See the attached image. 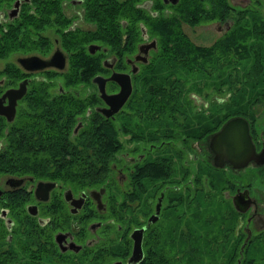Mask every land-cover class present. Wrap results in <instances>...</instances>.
<instances>
[{"label": "trees", "instance_id": "16d2710c", "mask_svg": "<svg viewBox=\"0 0 264 264\" xmlns=\"http://www.w3.org/2000/svg\"><path fill=\"white\" fill-rule=\"evenodd\" d=\"M13 1L0 0V59L14 52L44 55L55 41L65 53L66 64L30 78L13 120L0 123V175L30 176L60 185L41 203L37 214L41 221L24 210L30 195L27 190L5 191L0 205L18 224L16 231L8 232V240L7 229H0L4 262L16 248L23 254L19 264H26L31 255L33 264L61 259L65 254L53 244L52 233L68 228L72 215L62 205L60 189L102 187L104 210H82L77 231L84 236L89 219L103 222L110 218L98 230L104 233L107 227L114 236L98 241L91 253L83 251L87 256L75 254L74 264L123 259L129 251L128 229L141 222L140 215L149 213L158 190L164 191L162 209L168 224L163 238L169 244L160 248L156 224H150L144 254L136 264H235L237 260L238 264H264V225L255 234L250 231L237 251H227L226 243L219 240L225 236L220 229L226 226V213H242L231 204L221 212V202L213 203L221 195L222 183H166L189 178L190 141L204 142L233 115L243 116L249 125L255 102L264 99V17L259 0L244 6L231 5L228 0H178L167 13L154 0L155 14L137 5L141 0H80L78 5L69 0H20L16 14L7 18L5 9ZM64 1L81 6L82 20L92 26L73 24L77 14H66ZM225 18L230 20L228 29L208 45L193 43L180 27L181 22L194 25ZM142 28L154 38L155 46L144 61L136 62L131 91L121 108L113 116H104L92 109L100 100L91 77L108 73L102 64L107 54L115 58L114 69L129 71L125 57L142 40ZM89 44L97 46L89 51ZM19 71L5 61L0 86L14 84L23 75ZM113 85L108 82L106 87L113 89ZM211 93L217 98L211 99ZM192 94L206 98V104H195ZM77 120L81 124L73 132ZM249 134L254 141L250 125ZM209 167L206 170L217 175L219 168L211 163ZM113 171L116 185H122L118 197L117 190L112 191ZM193 174L196 179L212 178L198 166ZM119 175L124 176V183L118 184ZM195 198L203 200V208L213 209L215 228L202 234L192 229L198 221L192 217L199 218L191 203ZM128 201H132L130 210ZM183 219L186 225L180 223ZM246 226L247 222L245 235ZM230 227L227 223L226 231ZM235 236H239L237 230ZM11 261L16 262L15 258Z\"/></svg>", "mask_w": 264, "mask_h": 264}, {"label": "flooded vegetation", "instance_id": "af4514ba", "mask_svg": "<svg viewBox=\"0 0 264 264\" xmlns=\"http://www.w3.org/2000/svg\"><path fill=\"white\" fill-rule=\"evenodd\" d=\"M69 1H71L72 3H74L75 1L76 2H79L80 0H69ZM153 1L154 0H141L140 3L137 2L138 3L137 5H140L144 9H146L147 11H150L151 14H155V11L152 10V8H153ZM159 1L162 3V5H164V7L162 9L163 12L164 13H167L168 10H171L170 6L173 5V4H175L178 0H175L174 2H171V0H159ZM228 2L231 5H238V6L241 5V6H244L248 2V0H228ZM19 3H20V0H19ZM19 3H18V6H19ZM232 3H234V4H232ZM12 4H13V2H12ZM12 4H11L10 7H7L5 9L6 17L7 18H11V17H13L16 14V11H17L18 6H17L15 12H13L10 15L8 13L10 11L11 7H12ZM76 4L78 5L79 3H76ZM68 6H71V5H69L67 3V1H64L63 2V10H64V12L66 14L68 13L66 11V9H67ZM79 8L81 9V6H79ZM76 14H77V16L74 18V21H73V24H75V25H77L75 23V19H81L82 20V18L80 16L81 10H80L79 13L76 12ZM212 21H218L220 23L219 26H215L214 27L215 31H219V35L222 34L225 30H227L228 27H229V25H230V20L228 18H225V19H222V20H212ZM83 22H85V21H83ZM85 23L88 26H84L82 28H90L92 26L91 24H89L87 22H85ZM77 26H79V25H77ZM79 27H81V26H79ZM217 37H215V38H217ZM151 40L154 41V44L152 46H149L148 47L147 52H146V58L148 57L149 50L152 47L155 46V40H154L153 37H149L148 34L146 33L145 29L142 28V40H140L137 43L135 51L133 53H131L129 57H125V62L128 65V68L127 69L129 71L114 69L113 68V64H114L115 58L111 54H107V55H110V61L107 62V60L104 59V57L106 56L105 55L102 58V64L104 66L108 67L109 68V71L106 74H100V73H97V74L98 75H102L103 77H106L112 70H114V71H124V72H128L130 74V79H131V72H130V68H131V64H132L131 62L133 60V56H135L136 54H138V52H137V50H138L137 46L139 44L149 43ZM54 45L56 46V48L60 49L57 46L56 42L53 41V44H52L51 48L48 50V52L46 54H44V55H38V54H35V53H29V54H35V55H38L41 58H47L52 53V51L55 49ZM86 47L89 50V45H87ZM142 49H143V46H141V50ZM62 53L65 55V53L63 51H62ZM29 54H19V53L14 52V53L9 54L6 58L0 59L2 61L1 67L4 65L5 61H11L13 64H15L19 68V70H20L19 73L22 72V74H23L21 76V78H19V79H17L15 81L14 84L0 86V95L6 89H9V88H17L19 82H21L22 80H25L24 90L21 93V95L19 97H17L16 100H15L13 115L11 116L10 119H7L4 114H0V123L1 124L2 123L7 124V122H10V121L13 120V118H14V116L16 114V110H17L18 106H20V104H21L22 97L25 95V93L28 90V86H29L28 81H29V79L30 78H37L39 75L41 76L42 74H38L37 73V72H39L41 70H45L47 68L56 69V68H54L52 66H48V67L46 66V67H42V68H39V69H26V68H24L19 63L18 58L19 57H22V56H27ZM140 54L143 55V53H140ZM137 61H141V59L140 60L139 59L138 60H135L133 63L136 65V62ZM65 64H66V56H65ZM64 67H65V65L63 66V68ZM57 70H60V69H57ZM97 74H94V75H97ZM92 77H91V82L95 86V90L94 91L96 92V94H97V96H98V98L100 100V103L93 104L92 109L98 111L96 109L97 106H105V104L101 100V98L99 97V92H98L96 83H94L92 81ZM2 81H3V79L0 78V85L3 83ZM108 82H112L114 84L113 85V89H109L108 90V88L106 87V85H107ZM59 89L60 88L58 87V90ZM117 89H118V87H117L116 83H114L111 80H106L105 81V83H104V90H105L106 93L114 92ZM49 91H50V89H49ZM6 103H7V97L4 96L1 99V105H6ZM88 111H89V109L86 108L85 112L87 113ZM7 112H8V109H7ZM116 112H114V113H116ZM99 113L102 114L101 112H99ZM114 113L112 115H109V117L110 116H113ZM80 124H81L80 120H77L76 123L74 124V127L72 128L73 132L76 131V129L80 126ZM210 134H209V136H210ZM209 136L204 140V142H203V140L202 141H190V146H192L191 149L193 150V152L192 153H189V161H190V165L193 166V169L190 170L191 171L190 173L188 172L189 178L187 180H185V181L166 182V183H189V184L190 183H248L247 181H245V178H244L246 173H245V171L243 172V170L245 168L251 169L252 170V173H255L257 175H264V139H262V140H259V142L256 141V145L254 144V147H255V150L256 151H259L261 148H263L262 149L263 150V153L259 157L260 158V161H262V162L255 163L254 161H250L245 166L238 167V168L237 167H232L229 163L224 162L220 166H215V167H218L219 168L216 171L218 177L215 178V176H217V175H213L212 176L211 172L206 170L207 167L210 169L209 163L212 164V152H211V150H210V148L208 146V138H209ZM253 143H254V141H253ZM205 147H206V150H204ZM202 154L207 155V158L204 159V160H202L201 158L200 159H197V156L202 155ZM126 158L132 159L131 157H126ZM197 162L200 163L199 168L203 172L208 173L209 174L208 175L209 177L211 175L212 178L208 179V178L205 177V178H202V179H196V176L193 174V172L196 170ZM175 172H178V171L175 170ZM219 173H221V174H219ZM118 177H120L119 179H121V176L120 175ZM122 178L124 179V176ZM37 181L38 180H36V179H34V178L30 177V176H22L21 177V176L9 175V174H2V175H0V191H1L0 192V201L2 200L3 195L6 194L7 190L9 191L11 189H18L20 187H23L25 191L27 190L30 193V195L28 196L29 197L28 201H26L24 203V210L26 211V213H28V211L26 210V207L28 205L35 204L36 205V213L35 214L28 213V214L37 216L39 218V220L41 221L42 218L38 216V215H40V205H41V203L43 201L49 200V194H50L51 190L54 189L55 187H59L60 185L55 184L52 188H50L48 190L46 198L41 199V198L35 196V194L33 192L34 191V187H35V183ZM158 183H164V182H162V180H159ZM118 184H121V183H118ZM236 188L240 189L238 186L235 187V190H236ZM243 188L244 187H242L241 189H243ZM66 189H69L71 191V189L69 187H62L60 189V191H61V197L60 198L62 199V205L66 208L67 212L70 213V215H72L71 220L69 221V227L66 228V229H58V230H55L52 233V241L54 242L53 244H55V247L57 248V250L59 252L65 254V255L61 259L53 258V259L49 260L48 264H74L73 261H75V254L78 253V255H80V256H87L86 254L83 253V251L86 250V253L87 254L88 253H91L92 250L94 249L93 247L97 244L98 241L104 240L105 238L109 239V238H111V237L114 236V235L111 234V232L109 230H106L107 227L104 228V233L103 232H99V230H98V227L100 226V224L101 223L104 224L105 221H110V218L104 219L103 222L100 221V220H98V219H95V218L94 219H89L85 223L84 236H83V234L78 233V231H77V227H78V224H79L78 223V221H79V217L78 216L80 215V213L82 212V210H88L89 212H91L93 209H95L97 212H99V210H104L103 209L104 208V205H103L102 202H101V205L100 206L96 205L95 199L92 196L89 195V191L90 190H86V191H84V190L71 191V194H72V198L73 199H71L72 200L71 201L72 203H69L70 202L69 199H64V197H63V192ZM235 190H234V192H235ZM101 192L99 193V200L100 201H102V199H101ZM160 193H161V198H160V204H159L158 212L155 213L156 217L154 218V220L148 221V219H147L148 216L151 213H154V204H155V201L157 200V197L160 195ZM248 193H249V190H248ZM80 195L82 196V199L81 200H79V196ZM163 197H164V191L163 190H158V193L154 197L153 202L151 204V210L149 211V213H147L145 216L140 215L139 219H140L141 222L138 225H132L128 229V231H127V238L129 239V251H128L127 255H125V257L123 259H117V258H112V257L111 258H108L107 261L104 262L103 264H110V263H112L113 261H116V260L120 261V264H136L138 261H140V259L142 258L143 254H144L143 241L147 240V237H146L147 236V230L149 229V225L150 224H156V232H157V236H158L160 248L163 249L165 246H167L169 244V243H165L164 242V238H163L164 227H165L166 224H168V221H166V213L163 212V209H162V205H163V201H164V198ZM128 204H129V210H130L131 209V205H132V201H128ZM250 206H252V211L250 212V214L248 215V217H246L245 220L248 223L253 218V220H256V222L259 225V220H261V219H260L258 213L255 210V202H254V204H252ZM129 210H128L127 215L130 216L131 213H129L130 212ZM169 215L170 214H168L167 216L169 217ZM16 224H18V222L14 218L11 219L7 215V209L5 207H3V206L0 205V229H2V227H5L7 229V231H6V236H7L6 239L9 236L8 232L10 230H15L16 231V226H17ZM141 225H144V228L142 230V235H141V251H142L141 252V257L136 262H132V261L129 262L127 260V257L130 254V251H131V243H132V238H131L130 234H131L132 228H134V227H140ZM57 232L64 233V235H65V237L60 240V243H58L57 240L54 237L55 233H57ZM87 233H88V235H87ZM70 242H72L73 244L72 245H69ZM174 242H175L174 243V248H177V246H176L177 239H175ZM61 247H64V248H61ZM4 248H5L4 247V244H1L0 245V264H19L18 263L19 262V258L23 254L20 253V251L18 250V248H16L14 252L8 253V256L6 257V259L8 261H6V262H4V257H3L4 254H5V253H3ZM73 253H74V255H72ZM68 256L71 257V259H68ZM32 257H33V255L30 256V258L28 259V261H27L26 264H33L34 263L33 262L34 259H32ZM14 258H15L16 262L11 261ZM104 260H106V258Z\"/></svg>", "mask_w": 264, "mask_h": 264}, {"label": "water", "instance_id": "95a60500", "mask_svg": "<svg viewBox=\"0 0 264 264\" xmlns=\"http://www.w3.org/2000/svg\"><path fill=\"white\" fill-rule=\"evenodd\" d=\"M175 0H171L174 2ZM19 0H14L9 15L15 12L18 6ZM154 41L151 40L149 43L139 44L137 46L138 54L133 56L130 72L134 73L137 69V66L133 63L135 60L144 61L146 59V52L149 46H152ZM97 45L89 44V50L91 51ZM141 46L143 49L141 50ZM140 53H143L141 55ZM19 63L26 69H39L42 67L52 66L56 69H61L65 65V55L58 48H55L52 53L47 58H41L35 54H29L27 56H22L18 58ZM106 80H111L116 83L118 89L111 93H106L104 90V83ZM92 81L96 83L99 97L104 102L105 106H97V110L101 112L104 116L112 115L116 112L125 102L128 95L131 91V79L130 74L124 71H114L112 70L106 77L102 75H94ZM25 80L19 82L17 88L6 89L0 95V114H4L7 119H10L14 112V103L17 97L21 95L24 90ZM6 96L7 103L6 105H1V99ZM8 109V112H7ZM208 146L212 152V164L214 166H220L224 162L229 163L232 167H242L245 166L248 162L254 161L255 163L262 162L260 161V155L263 153V148L259 151L255 150L254 143L249 134V125L247 120L241 115H233L226 118L219 127L214 130L208 138ZM54 182L52 181H43L38 180L35 183L34 194L35 196L44 199L47 196L48 190L53 186ZM103 190L102 187L98 189H90L89 195L92 196L96 205L100 206L101 201L99 200V193ZM1 192V191H0ZM82 195V194H81ZM80 195V196H81ZM79 196V200L82 199V196ZM64 199H69V203H72L71 199L72 194L69 189H66L63 192ZM161 193L157 197V200L154 204V213H151L148 216V221L154 220L156 217L155 213L158 212L160 204ZM254 199L249 195L248 189L244 187L243 189L236 188L235 192L231 195V203L235 210L243 212L250 205L254 204ZM26 210L30 214L36 213V205H28ZM263 224L262 220H259V225ZM144 225L140 227H134L131 231V251L127 260L130 262H136L141 257V235ZM246 235L243 242L246 240L250 234V229L246 226ZM58 243L60 240L65 237L64 233L57 232L54 235ZM73 243L70 242L69 245ZM64 248V247H61ZM242 248V245H241ZM110 264H120V261L116 260ZM238 264V260L235 262Z\"/></svg>", "mask_w": 264, "mask_h": 264}, {"label": "rangeland", "instance_id": "374dc122", "mask_svg": "<svg viewBox=\"0 0 264 264\" xmlns=\"http://www.w3.org/2000/svg\"><path fill=\"white\" fill-rule=\"evenodd\" d=\"M250 0H248L247 3H249ZM74 3H78V2H74ZM234 4V3H232ZM258 8H259V12L262 15V17H264V0H259V4H258ZM80 8L79 6H68L66 11L69 13H75L76 12H80ZM75 23L81 27L84 26H88L86 25L85 22H83V20L81 19H75ZM220 23L218 21H209V22H203V23H198V24H194V25H189L187 23L181 22L180 23V27L183 30V32L188 36V38L193 42V43H197V44H203V45H208L210 44L215 37H217L219 35V31H215L214 27L215 26H219ZM54 47L56 48V46L54 45ZM104 59L107 60V62L110 61V55H106L104 57ZM2 65V61L0 60V67ZM202 94V93H201ZM217 96V94L211 93V99L215 98ZM193 102L195 104H203L205 105L207 102V99L204 98L201 95H197V94H192L191 95ZM217 98V97H216ZM220 100V99H218ZM253 111V120L250 121V127L254 130V144L256 145V141L259 142V140L264 139V99L258 102H255L254 107L252 109ZM122 142L124 143V146H128L126 141L123 139V137H121ZM125 149V148H124ZM204 150H206V147L204 148ZM206 159L207 155L202 154L197 156V159ZM178 160L176 161L177 164ZM119 163V162H118ZM180 163V162H179ZM175 164V165H176ZM197 166H200V163L197 162ZM189 168L193 169V166H189ZM245 171V181H247L248 183H228V186H226V183H222L223 187L221 186L220 191L221 195H217L214 200L213 203H218L221 202V212H223L225 209L229 208L232 206L231 203V195L234 193L235 187H239L240 189L242 187H247L249 190V194L251 197L254 198L255 200V210L258 213L260 219L263 221L262 226L264 225V175H257L255 173H252L251 169H247L245 168L243 170V172ZM114 174L115 171H113V173L111 174V176L113 177V183H114V187L112 189V191L117 190V197L120 196L119 194V190L121 188L122 185H120L119 187L116 185L117 181L114 179ZM221 174V173H219ZM262 174V173H261ZM118 183H124L123 182V178L118 179ZM228 200V201H227ZM203 200L199 199V198H195L193 201H191V203L194 205V209L198 212V213H194V215H198L199 218L197 216L192 217V220L194 222V220H198L195 226L194 223V227L192 225V229H196L198 233H203V232H208V230H210L212 227L213 229L215 228L214 226H212V217H213V213H211V210L207 209V208H203L202 205ZM231 204V206H230ZM233 207V206H232ZM180 210H178L177 212H179ZM252 211V206L246 208V211H244L243 213L239 214H232L233 211L230 210V214L227 215L226 213V220H224V222H226V226L224 228H221L220 226V232L223 234L225 232V236H222V239L219 238V240H222L223 244L225 245L226 243V248H228L229 250L227 251H237L238 246L240 244V242L242 241V239L244 238L245 233L243 232V227L246 224V217H248V215L250 214V212ZM187 214H185L186 217H188L189 212L186 211ZM229 218V220H228ZM180 223H183L186 225V221L183 219L180 221ZM205 223V224H204ZM227 223L230 224L232 226L231 229H228L226 231L227 228ZM251 233H256L258 232L259 229V225L256 222V220H253V218L247 223ZM243 226V227H242ZM261 226V227H262ZM264 228V227H263ZM219 230V229H218ZM236 230L239 232V236L236 237ZM219 232V231H218ZM88 235V233H87ZM223 245V247H224ZM230 247V248H229ZM225 248V249H226ZM230 261V260H229ZM234 261V260H233Z\"/></svg>", "mask_w": 264, "mask_h": 264}]
</instances>
